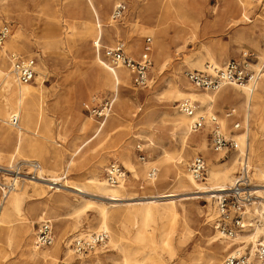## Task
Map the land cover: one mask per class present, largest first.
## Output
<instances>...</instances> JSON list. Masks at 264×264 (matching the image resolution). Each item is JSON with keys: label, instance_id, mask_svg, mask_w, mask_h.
<instances>
[{"label": "rangeland", "instance_id": "rangeland-1", "mask_svg": "<svg viewBox=\"0 0 264 264\" xmlns=\"http://www.w3.org/2000/svg\"><path fill=\"white\" fill-rule=\"evenodd\" d=\"M121 1L128 5L125 17L115 22L121 26V30L118 34L113 32L111 38L103 32L100 48L102 50L119 39L124 41L127 51L137 58L143 49L145 37L151 36V80L149 86L144 88L137 87L132 82L130 87L135 96L130 113L109 124L118 111L115 101L101 133L81 147L74 156L75 163L69 164L68 159L75 143L78 144L94 129L82 132L80 127L84 119L90 117L94 123L100 121L83 108V102L110 99L112 93L109 87L90 85L88 88L84 86L79 95L78 93L73 95L75 78L86 74V68L91 66L95 54V45L91 39L96 29L95 17L88 10L87 0H0V20L9 22L11 26V34L0 48V67L9 64L7 59L9 52L35 57L37 74L29 87L42 92L41 102L36 106L47 113L48 123V128H45V121L35 114L27 124H22L20 137L16 134V128L6 123L9 130H4L0 122V154L14 151L18 140V148L12 158H0V165L35 159L41 163L46 175L53 176L59 181V175L65 173L66 178L63 182L82 189L77 191L70 187H62V190H54L44 185L43 191L36 194L33 184L29 180L23 181L27 183L28 195L24 197L21 205V216L9 211L8 217L0 220V264H124L123 248L128 249L125 264H200V258L216 247H219L221 264L230 248L222 247L226 240L218 235L216 240L212 238L216 231L209 221L213 213V198L206 195L210 192L198 194L200 197H189V194L180 193L175 199L178 204L183 202L187 208L191 232L182 230L179 216L174 226L175 231L166 243V229L175 219L172 211L167 209L171 206L159 202L157 207L152 209L154 213L152 217L146 218L145 206L134 203L128 208L114 210L116 217L111 223L121 236L116 246L107 240L105 245L88 255H78L72 251L73 258L70 260L67 258L66 250L68 246L73 248L71 245L73 237L80 232L87 233L88 225L97 223L99 205H111L105 191L88 184V179L94 174L105 178V168L110 161L121 163L129 171L130 176L125 186L127 191L132 193L131 196L150 192L158 194V191L170 188L166 185L170 178L162 180L165 177L162 161L167 152L177 153L182 149V141L176 133L171 115L179 98L166 93L170 82L176 81L181 88L183 87L182 89L199 90L188 81L186 71L204 70L207 65L211 66L207 51L216 57L219 64L211 67H221L231 59L247 60L254 69H259L264 64V0H250L251 3L245 6L237 3L227 4L226 0H93V3L100 14L102 6L105 8L104 18L109 20L113 7ZM82 19L93 21L92 36H89L87 44L80 39ZM103 20L102 18V23ZM49 24L56 25L61 34L45 33ZM13 37H22L31 46L25 51L16 49L11 44ZM131 38L134 41L133 46L129 43ZM157 38L163 44L158 61L154 53ZM46 43L48 47L44 50ZM198 59L200 62H197ZM254 64L260 66L256 67ZM261 80H264V76L258 82ZM200 91L213 93L203 88ZM5 101L0 86V108ZM229 107L237 110V118L242 127L236 135L245 132L249 127L250 132L264 141V100L260 113L253 112L247 122L243 116L245 113H242L237 102L217 100L212 112L219 114L226 133H229L232 126L231 117L225 115V109ZM10 117L11 115L7 116V122ZM190 137L196 139V142L189 143L190 154L185 161V169H188L189 161L197 154L205 157L207 168L213 162L223 165L232 157H239L238 149L227 153L213 151L206 132L191 131ZM203 137L207 139L205 149L198 146ZM149 139L153 140L155 145H150L146 150L144 143ZM122 142L128 146L130 158L137 168L136 174L127 167L118 151ZM138 142L143 144L147 160L151 159L152 162L143 164L138 159L135 149ZM55 151L60 152L57 158L51 157ZM152 158L158 160L154 161ZM49 160L56 162L55 174L50 170ZM97 160H101L102 163H97ZM249 161L253 168L254 182L258 183L254 162L251 159ZM150 165H155L158 169L157 186L152 187V190L148 189V185L140 189V181L146 176ZM237 170L238 162L234 176ZM171 175L172 172H169V176ZM64 196L68 199L62 202ZM256 196L255 194L252 200L264 202L263 196ZM5 199L0 196V202ZM139 199L136 197L135 201ZM46 207L58 214L57 217L50 216L55 233L54 243L39 248L46 250L58 247L56 258L47 263L24 255L27 241L24 227L30 225V242L33 245L37 225L44 219L41 215ZM77 207H81L80 212L76 211ZM248 207L247 217L253 224L245 232H250L256 224L263 223L258 207L255 204H249ZM93 231L97 230L92 229L88 233ZM263 233L264 231L258 234L259 239L264 236ZM246 246L253 249L252 242Z\"/></svg>", "mask_w": 264, "mask_h": 264}, {"label": "bare ground", "instance_id": "bare-ground-1", "mask_svg": "<svg viewBox=\"0 0 264 264\" xmlns=\"http://www.w3.org/2000/svg\"><path fill=\"white\" fill-rule=\"evenodd\" d=\"M226 1L227 4L237 3L243 6L251 3L250 0H226ZM18 3H20V1ZM87 5H88V10H90V12L93 13L96 22L95 33L94 36L91 38L93 44L95 45V54L93 56V61L91 66H89L88 69L86 68V74L78 78H75L76 81L74 84L73 95H76L77 93L79 95L80 92L83 91L84 86L86 88L90 87V85L97 87L100 86L105 88L106 87L111 88L112 93H110L111 94L110 99L112 100L113 104L115 101H117V109H118L117 114H115V116L110 120L109 124H112L118 121L121 118V116L130 113V106L134 103V96H135L134 91H132L130 87L132 85V80L128 70L122 65L109 64L105 56L102 54V50L100 48V45L102 43L101 40L103 37V32H105L111 38L113 32L114 33L116 32L117 34L120 32L121 26L115 23L116 21L113 20L112 18H110L109 20H105L106 18H104V16L106 15V12L103 6H102V13L100 14L98 13L99 11L97 7L93 3V0H87ZM102 18L104 19L103 20L104 23L101 22ZM80 27H81L80 39L83 41V43L87 44L88 43L87 41L90 40L89 36H92L93 21L88 19H82L80 21ZM45 33H48L50 35L61 34L58 27L54 24H49L45 29ZM159 38H157L154 48L156 61L160 59L161 49L163 47L162 46L163 44L159 42L160 41ZM129 43L132 46L134 45V41L132 38L130 39ZM11 44L14 45L16 49L18 48L23 51H25L26 48H29L31 46L30 43L26 42L25 39H23L22 37H18V38L13 37ZM47 47L48 45L46 43V46H44V50H46ZM207 56L210 62L212 63L211 66L212 65L219 66L216 57L210 51H207ZM199 60L200 59H198L197 62H200ZM254 65L256 67L260 66L256 64ZM213 68H219V67L216 66L211 67V69ZM29 85L30 83L20 84L17 81L16 77L11 72L10 62L8 65H3L2 67H0V86L3 97H5L6 99V101L0 108V122L2 123L4 130L5 129L9 130L8 127L5 125L6 123H8L7 116L12 115V113L14 112H19L21 123L16 128L15 131L17 132L16 133L17 136L20 137L22 136V124L24 123L27 124V122H29V119L35 114L39 116L43 121H45L44 126L45 128H48V123L46 122L47 113L43 111L44 109L42 110L39 108L40 109L39 110L36 106L39 105V103L41 102L42 92L37 88L29 87ZM182 88L177 84L176 81H172L170 82L168 88L166 89V93L171 94L179 99L184 96H189L198 100L200 102V105L198 106V112L205 114H210L212 112L214 103L217 102V100L235 101L239 104L242 113H245V115L243 116L246 118L245 119L246 122L250 119V116L252 115L253 112L254 113L258 112V114L260 113L261 103L264 100V80H261L260 82L256 83L255 86L250 84L233 85L232 87L231 86L229 87L228 85H224L220 87L218 90H214L213 93L205 92V91L202 92L200 91L201 88L198 87L196 88H198L199 90L192 88L191 89H182ZM84 102H89V101H84ZM113 104H112V108H113ZM49 108L51 110V106H49ZM174 109H175L174 112L171 113L172 121L176 133H178L182 141V149L177 153L167 152L164 155L165 157L164 160L162 161V165L164 166V176H165L164 178H162V180L165 178L166 179L170 178L169 181L166 182L167 187L170 188L169 189L166 188L167 190L158 191V194H155L154 192L153 193L150 192L148 194H142L140 196H131L132 193H129L125 186L128 182L127 180L123 185L113 186L110 185L105 178L98 177L97 175L94 174L92 177L88 179V184L99 190L105 191L108 194L106 197L107 199H109V203H111V205L109 206H107L106 204L99 205L97 223L89 224L87 233L92 229H96L97 231L101 229H106L109 233L108 241L113 246H116L118 242L121 240V236L118 229L115 226H113L111 223V220L116 217V213L114 210L125 209L134 203H140L145 206L144 208L146 209L145 210L146 218H151L152 215L154 214L152 212V209L157 207L159 202H164L165 204H169V206H171L170 208L167 209L169 211L171 210L173 216H175L174 221L168 226L165 232L166 243H167L169 242L168 240L169 236L173 234V232L175 231L174 226L176 225L179 216H181L179 220V225L182 226V230L191 232L190 230L191 228L189 226V220L187 219V208L185 207L183 202H179V204L177 203L176 199L178 197L176 198V196L182 193L184 195L189 194L190 195L189 197H200V195L198 194L204 192H210L206 196L208 198H211L213 196L212 194L215 191L224 189L225 187L228 186L229 183L233 181L234 171L236 169V163L238 162L239 159V157L237 156L232 157L229 162H225L223 165H219L215 162H213L212 164L210 163L211 164L210 167L207 168L208 174H206L207 175L206 178L200 181L193 178L190 172L188 171V169H185L184 164L190 154V150L188 149V147H190L189 143L196 142V139L190 137L191 118L184 115L179 110H177V106H175ZM109 115L110 113L108 114V116ZM108 116L104 119H101L100 121H96L97 123H94L90 117L84 119L80 127L81 131L85 132L88 129L91 128L94 129L90 133V135L84 137V139L81 140L78 144L75 143V147L71 151L70 157L68 159L69 164L75 163L74 156L80 150L81 147H83L90 140H92L94 137L99 135V133H101ZM236 138L238 141L237 149L239 155L244 151H248L249 160L251 159L254 162L255 175L259 179L258 183L254 182V188H256L254 189V192L257 195L256 197H262V196L264 197V141H262L259 137H257L255 133L250 132L249 127L245 132H242L241 134H237ZM50 141L52 142L53 140L51 139ZM206 143H207V139L206 137H203L199 142L198 146H200L201 149H205ZM144 145L147 150V148L150 145L154 146L155 142L149 139L146 143H144ZM17 148H18V140L16 141L13 150L17 151ZM62 148L63 147H61V150ZM14 151H8L3 155L0 154V158L4 157L7 159H11L14 154ZM118 151L121 157L123 158L125 164L127 165V167L136 174L137 168L130 158V153L128 151L127 144L123 142L120 143L118 147ZM58 156H60V152H56V151L53 152L51 155V157L53 158H57ZM215 158L217 157L215 156ZM152 159L154 161L158 160V158H152ZM210 160L213 159L210 158ZM150 161L152 162V160L150 159L144 162L143 164H148L150 163ZM48 162L51 165L50 170L55 174V172L57 171L56 168H54L56 162H54V160H49ZM96 162L99 164L102 163L101 160H97ZM169 172H172L171 176H169ZM157 176L153 180L148 182L147 184L149 187L148 189L152 190L151 189L152 187L157 186L156 183ZM51 179L58 181L56 178H51ZM28 180L35 187L36 194L41 193L43 191L44 185H49L47 180H38V179H28ZM24 182H22V186H19L15 190L10 192L7 198L0 202V214L2 215L0 217L1 218L0 220H5V218L8 217L7 213L9 211H13L17 215L21 216V212H22L21 205L23 203L24 197L28 195V189L26 186L27 183L25 184ZM62 187H70L77 191H82L80 187H76L67 182H61L60 186L57 185V188L55 190H62ZM58 196L60 195H57V197ZM136 197L140 198L139 201H135ZM67 199L68 198L64 196L62 202L66 201ZM258 201H259V205H257ZM251 204L252 205L255 204V206L258 207L263 223L256 224L255 227L250 232L239 233L237 237L234 238L233 240L225 241V242L221 240V242H224L222 247H224L225 249L231 247V245L234 244H236V246H240V245H246L249 242H252L253 249L255 248V245L259 240L258 234L264 231V202L261 200H252ZM80 209L81 207H77L76 211L80 212ZM52 215L54 217L58 216L55 210L53 209L49 210L48 207H46V209L42 211L41 218H44L43 220H49L52 223V219L50 217ZM24 228H25L24 232L26 233L27 236V241L24 247L25 257L30 259H34V258H37L38 260L41 259L46 263L48 261L54 260L57 256L58 247H52L46 250H39V248L35 245V241L33 242V245L30 242L31 240L30 225H26ZM12 233H13V229L10 233V237H12ZM84 233L85 232H80V234H84ZM217 235L218 233L211 236L214 240H216ZM134 236H139V235H134ZM218 249L219 247H216L215 249L209 251L207 254L203 255L200 258L201 259L200 264H220ZM72 251H74L73 248L68 246L66 250V255L69 260L73 258ZM122 251H123L124 264H125L127 260L126 253L128 252V249L123 248Z\"/></svg>", "mask_w": 264, "mask_h": 264}, {"label": "built area", "instance_id": "built-area-1", "mask_svg": "<svg viewBox=\"0 0 264 264\" xmlns=\"http://www.w3.org/2000/svg\"><path fill=\"white\" fill-rule=\"evenodd\" d=\"M127 11V3L121 1L113 7L111 18L115 21H121ZM10 34V23L0 20V48ZM151 46L152 37L146 36L143 49L137 58L127 51L126 44L119 39L113 44L105 46L102 50L109 64L124 66L130 73L133 84L144 88L149 86L151 80ZM7 59L11 64L12 74L20 84H28L35 80L37 74L35 57L9 52ZM186 76L193 86L208 90H218L225 84H250L255 86L264 76V64L259 69H254L247 60L231 59L219 68L211 69L210 65H207L204 70L186 71ZM112 104L111 99L104 98L101 101L92 99L91 102H83L82 105L83 108L88 110L89 114L101 120L111 112ZM198 106L199 101L189 96H184L177 101L178 110L191 118V131L202 133L208 128L206 134L210 146L215 152L227 153L236 150L238 147L236 133L242 129L240 121L234 119L230 132L226 133L216 113H199ZM226 115L234 118L236 115L235 108H229ZM8 123L17 128L20 125V113H12ZM135 149L138 159L143 163L146 162L147 152L143 144L136 143ZM187 168L193 178L197 180L206 178L207 162L202 154L195 155L189 161ZM157 171L155 165H150L140 187H144L149 181L153 180L157 175ZM51 178L53 176L46 175L41 163L35 159H24L9 165H0V196L2 199L7 198L10 192L28 179L47 180L49 188L55 190L57 185L60 186L61 182L65 181L66 176L65 173L59 175V181ZM127 178L128 171L121 163L117 161L108 163L105 168V179L110 185H123ZM212 195L213 213L209 221H211L212 227L220 238L226 241L233 240L239 233L247 231L252 226V222L247 217V207L251 204L255 192L253 168L247 151L239 155L238 170L231 184L222 190L215 191ZM108 236L109 233L106 229L82 235L78 234L73 237L71 245L78 255H88L98 247L105 245ZM34 241L38 248H45L54 243L55 233L49 220H42L38 223ZM221 264H264V236L257 241L254 249L246 245H231Z\"/></svg>", "mask_w": 264, "mask_h": 264}, {"label": "crops", "instance_id": "crops-1", "mask_svg": "<svg viewBox=\"0 0 264 264\" xmlns=\"http://www.w3.org/2000/svg\"><path fill=\"white\" fill-rule=\"evenodd\" d=\"M226 63V62H225ZM151 68V67H150ZM189 71V70H188ZM225 85H231V84H225ZM224 86V85H223ZM212 91H214V90H212ZM229 108H233V107H229ZM229 108H227V109H225V111H227ZM211 113H216V112H211ZM217 115H219L218 113H216ZM225 115H226V113H225ZM227 116V115H226ZM219 117V116H218ZM238 116H237V114L235 115V117L233 118V117H231V121H233L234 119H236V120H238V118H237ZM232 124V123H231ZM208 128H206L205 129V131L204 132H206V131H208L207 130ZM231 130V129H230ZM204 132H202V133H204ZM230 132V131H229ZM128 171V170H127ZM130 176V173H129V171H128V177ZM143 180V179H142ZM141 180V181H142ZM141 181H140V185H141ZM140 187V186H139ZM143 187H140V189H142Z\"/></svg>", "mask_w": 264, "mask_h": 264}]
</instances>
